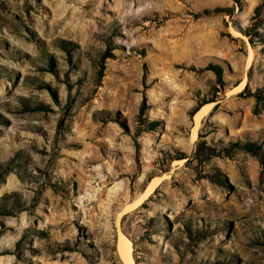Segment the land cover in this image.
<instances>
[{
	"label": "rangeland",
	"instance_id": "obj_1",
	"mask_svg": "<svg viewBox=\"0 0 264 264\" xmlns=\"http://www.w3.org/2000/svg\"><path fill=\"white\" fill-rule=\"evenodd\" d=\"M121 234L264 264V0H0V264H127Z\"/></svg>",
	"mask_w": 264,
	"mask_h": 264
},
{
	"label": "bare ground",
	"instance_id": "obj_2",
	"mask_svg": "<svg viewBox=\"0 0 264 264\" xmlns=\"http://www.w3.org/2000/svg\"><path fill=\"white\" fill-rule=\"evenodd\" d=\"M209 113H210L209 106H204L203 108H201V110L195 116L197 124H199L201 120L204 118V116ZM157 187H158L157 181H153L151 185L148 187V189L146 190V192L138 200H136L133 204H131L130 208H133L132 210H136L137 208L141 207L142 204L147 200V198L150 197L154 193ZM118 249H119V252L123 260L127 264H134L132 242L127 237H125L123 234H121L119 237Z\"/></svg>",
	"mask_w": 264,
	"mask_h": 264
},
{
	"label": "trees",
	"instance_id": "obj_3",
	"mask_svg": "<svg viewBox=\"0 0 264 264\" xmlns=\"http://www.w3.org/2000/svg\"><path fill=\"white\" fill-rule=\"evenodd\" d=\"M107 53L108 54H105L103 56V58H102L103 59V62L101 63L100 68H99V72L98 73H99V78L100 79L103 78V76H104V72H105V60L107 58L111 57V54H109V51H107ZM213 69H214V71L217 74L218 82L220 84H223V79H222V77H223V70H222V68L221 67H218V66H215V67H213ZM145 108H146V104L144 102L142 104V106H141V115L146 110ZM201 108H203V106H201L200 108L196 109L193 114L195 115L196 113H198L201 110ZM157 125H158V122H152L149 129L150 130H154ZM248 151H250L254 155H258V156L261 154V148L255 147V146H253L251 144H249V146H248Z\"/></svg>",
	"mask_w": 264,
	"mask_h": 264
}]
</instances>
